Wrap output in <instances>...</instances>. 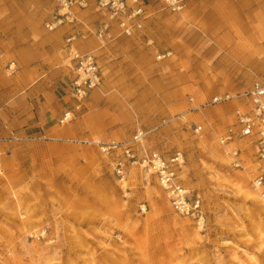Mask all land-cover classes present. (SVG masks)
I'll use <instances>...</instances> for the list:
<instances>
[{
  "label": "rangeland",
  "instance_id": "rangeland-1",
  "mask_svg": "<svg viewBox=\"0 0 264 264\" xmlns=\"http://www.w3.org/2000/svg\"><path fill=\"white\" fill-rule=\"evenodd\" d=\"M261 1L185 0L171 13L146 0L132 35L111 24L105 39L93 33L98 14L76 10L91 33L75 45L96 56L102 79L71 120H58L77 134L50 139L12 135L6 109L25 89H66L68 27L44 28L48 0H0V264H264V201L214 178L254 188L251 144L218 139L254 77L244 65L246 55L260 57ZM137 126L152 130L140 153L182 152V184L200 198L203 221L174 211L142 167L117 175L100 145L129 139ZM226 149H239V167Z\"/></svg>",
  "mask_w": 264,
  "mask_h": 264
},
{
  "label": "built area",
  "instance_id": "built-area-1",
  "mask_svg": "<svg viewBox=\"0 0 264 264\" xmlns=\"http://www.w3.org/2000/svg\"><path fill=\"white\" fill-rule=\"evenodd\" d=\"M52 6L49 16L44 21V28L53 31L63 25L77 24L72 8H86L89 0H48ZM160 3L162 10L177 13L185 5V0H154ZM95 8L102 13L103 19L94 27L93 33L99 39L109 34V26L115 24L124 36L133 34L135 19L146 11V0H94ZM84 37V33L75 27L64 37V51L71 67V76L67 83V95L70 106L66 108L59 122L71 120L87 103L93 89L101 83V69L96 56L91 52H82L75 41ZM242 103L234 109V123L227 127L219 142L226 147L236 140H247L254 149L257 164L256 174L252 179L254 188H260L264 198V75H254L249 86L236 93ZM221 97L215 96L213 102ZM201 127L197 126L196 131ZM152 130L137 126L132 136L124 141H108L100 148L109 155H114V170L120 179H124L127 168L137 165L153 175L165 193L174 211L198 218L203 221L201 200L182 184L180 177L184 164L181 151L165 153L158 149H144L139 146ZM234 157V165L240 166L239 149H226Z\"/></svg>",
  "mask_w": 264,
  "mask_h": 264
},
{
  "label": "crops",
  "instance_id": "crops-1",
  "mask_svg": "<svg viewBox=\"0 0 264 264\" xmlns=\"http://www.w3.org/2000/svg\"><path fill=\"white\" fill-rule=\"evenodd\" d=\"M248 3L249 1H245L244 5L247 7ZM254 7L261 8L259 11V13L261 12L260 16L259 15L255 16L256 20H254V22H258L259 20V23L262 25V40L259 44V47H257L256 50L254 51L260 57L252 59L249 58V55H246L247 57L245 59L244 68L246 73L251 72L252 75H264V1H261L259 5H255ZM76 10H80V11L94 10L98 14V17H100L99 21L103 19L102 13L98 11L94 6V0L93 3L89 1L87 8H84L83 10L76 7L72 8L77 24L64 25L67 26L68 28L65 29V33L62 38V48L64 46V37L69 32L73 31L74 27L84 33V37L81 38H85L91 33L89 29L85 30L84 27L81 26L79 22V18L76 16L77 14ZM252 12L253 11H251V17L253 16ZM246 29L248 28L246 27ZM37 83H41V82H37ZM54 83H57V85H55L53 88L54 90L36 89L38 93H34V89L31 90L25 89L24 94L22 93L20 94L21 96H19L18 94L15 95L16 100L13 102L12 105H10L9 108L6 109L7 116L4 122L5 127L9 129L8 131H10L12 135H27L34 137H47L50 139H60L61 137L66 135L74 136L75 134H77V130H73L68 125L62 126L59 125L58 123V120L60 119L62 112L67 108V106L63 107V104L64 102H68L69 98L66 101L65 97H67L68 95H67V90L65 89V85H64L65 83L64 84L61 82H54ZM12 91L15 93L16 89L12 87L10 92ZM41 94L43 97L46 98L43 102L41 101L36 102L34 99H31L32 96L37 95V97H39ZM95 116L98 117L96 114L94 115V117ZM99 123L100 122H98L97 124L99 125ZM55 125L58 126L56 127ZM91 134H92V130L88 133V135Z\"/></svg>",
  "mask_w": 264,
  "mask_h": 264
},
{
  "label": "bare ground",
  "instance_id": "bare-ground-1",
  "mask_svg": "<svg viewBox=\"0 0 264 264\" xmlns=\"http://www.w3.org/2000/svg\"><path fill=\"white\" fill-rule=\"evenodd\" d=\"M198 143L202 145V141L199 140ZM228 155V154H227ZM229 156V155H228ZM213 158L216 160L224 161L223 156L221 154L213 155ZM214 176V175H213ZM220 177V178H219ZM216 180H220L223 183H231V186L234 188V190L238 193H244V196H252L255 199L259 201H264V198H262L261 189L260 188H253L252 190L244 189L241 182H230L229 178L216 174L214 177ZM219 181V182H220ZM154 193L158 194V191L156 188H153ZM262 199V200H261Z\"/></svg>",
  "mask_w": 264,
  "mask_h": 264
}]
</instances>
